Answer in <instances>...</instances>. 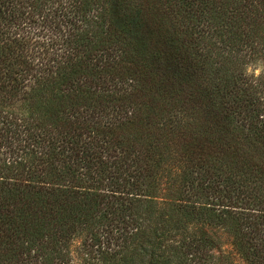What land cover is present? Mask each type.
<instances>
[{"label":"trees","instance_id":"1","mask_svg":"<svg viewBox=\"0 0 264 264\" xmlns=\"http://www.w3.org/2000/svg\"><path fill=\"white\" fill-rule=\"evenodd\" d=\"M257 63L264 0H0V264H264Z\"/></svg>","mask_w":264,"mask_h":264},{"label":"rangeland","instance_id":"2","mask_svg":"<svg viewBox=\"0 0 264 264\" xmlns=\"http://www.w3.org/2000/svg\"><path fill=\"white\" fill-rule=\"evenodd\" d=\"M251 68H255V73L257 74V73H260L264 69V66L262 63H257L255 66H253ZM251 68L249 69L250 72L252 71ZM226 250H229L228 246H227Z\"/></svg>","mask_w":264,"mask_h":264}]
</instances>
